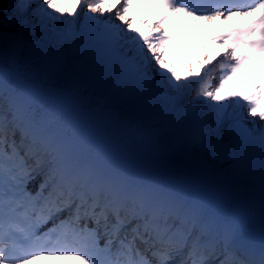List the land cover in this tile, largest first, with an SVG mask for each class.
Segmentation results:
<instances>
[{
    "label": "snow or ice",
    "instance_id": "snow-or-ice-1",
    "mask_svg": "<svg viewBox=\"0 0 264 264\" xmlns=\"http://www.w3.org/2000/svg\"><path fill=\"white\" fill-rule=\"evenodd\" d=\"M203 7L0 3V264H264V0L213 37L235 59L215 87L182 77L158 31L226 5ZM237 74L246 95L226 91Z\"/></svg>",
    "mask_w": 264,
    "mask_h": 264
},
{
    "label": "rangeland",
    "instance_id": "rangeland-1",
    "mask_svg": "<svg viewBox=\"0 0 264 264\" xmlns=\"http://www.w3.org/2000/svg\"><path fill=\"white\" fill-rule=\"evenodd\" d=\"M151 15H152L151 11L144 8H139L137 11H130L129 18L133 21V27H140L147 30L154 27L155 25L142 24L140 23V21L142 18L149 17ZM233 16L236 17L237 15H233ZM221 20H225V18ZM231 20H235V18H230L229 21ZM177 21L178 18L176 19V21H173L172 24H166L165 27L158 29V31L162 32L166 28V30L169 33L172 31V33L176 34L175 39L172 40L169 44V48L172 50L170 62L175 68H177V65L180 64L176 62L178 61L177 58L181 57L182 56L181 53H183L185 48H187V42L185 41L184 38L186 37L187 34L190 33L187 30L190 29L191 32H195L198 29L202 30L203 33L200 34L203 39L200 42H197L196 44L197 53L200 52V54H198V58H199L198 62L194 65L191 61L192 59L186 57L187 61L183 62L182 66L184 67L179 70V74L182 77H184V76H188V73L191 71L193 73V76L190 77V79L192 80L196 79L198 77L196 74L201 73L203 62H206L211 72L210 77L207 80V83L215 87L218 84L219 79L225 74L226 71V70H221L219 68V63L220 62H226L228 64L235 63V59L227 54L228 52H230V50L228 49L229 46L221 43L220 41L213 40V37L217 35V32L211 29L210 27L214 26L216 22H214L211 19L188 18L187 20H184V23L188 24V26L186 27V29L181 31L180 34H178V32H176L174 28ZM206 24H208L210 27L207 26ZM255 83L257 82L249 80L247 76L243 74H237V76L234 77L232 81H229L228 85L226 86V91H238L246 95L249 93V91L251 90V88ZM244 103L245 102L241 100V104ZM240 111H244V109L241 108ZM55 255L56 254L47 255V257L52 259ZM46 263L51 264L49 262Z\"/></svg>",
    "mask_w": 264,
    "mask_h": 264
},
{
    "label": "trees",
    "instance_id": "trees-1",
    "mask_svg": "<svg viewBox=\"0 0 264 264\" xmlns=\"http://www.w3.org/2000/svg\"><path fill=\"white\" fill-rule=\"evenodd\" d=\"M2 2H6V0H0V3ZM181 57H178L177 60L179 61H175L176 63H180L177 65V72L179 73V70L182 69L184 66L183 65V62L187 61L186 57L189 58V59H192V63L195 65L197 62H198V53L197 52H193V50H191L190 54H185V53H181Z\"/></svg>",
    "mask_w": 264,
    "mask_h": 264
},
{
    "label": "bare ground",
    "instance_id": "bare-ground-1",
    "mask_svg": "<svg viewBox=\"0 0 264 264\" xmlns=\"http://www.w3.org/2000/svg\"><path fill=\"white\" fill-rule=\"evenodd\" d=\"M221 16H222V15H221ZM221 16H219V17H215V14H213V15H211L210 17H215V18H212V19H211V20H213V21H219V20L221 19ZM222 35H224V32H222L219 36H222ZM60 257H61V258H57V257H55V258L53 259V261L58 262V260H61V264H68V263H71V262L74 260L73 258H71V256L67 257V256L62 255V256H60ZM36 262L41 263V262H44V261L41 260V259H37V260L34 261V263L36 264Z\"/></svg>",
    "mask_w": 264,
    "mask_h": 264
}]
</instances>
